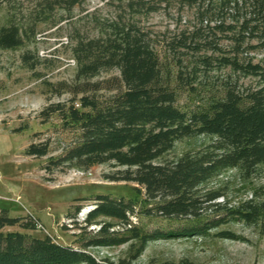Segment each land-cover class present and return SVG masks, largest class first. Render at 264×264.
<instances>
[{
	"label": "trees",
	"instance_id": "obj_1",
	"mask_svg": "<svg viewBox=\"0 0 264 264\" xmlns=\"http://www.w3.org/2000/svg\"><path fill=\"white\" fill-rule=\"evenodd\" d=\"M181 3L195 8V23L165 41L176 71L162 65L148 34L134 23L105 22L97 38L76 44L73 55L77 79L117 69L122 86L102 105L81 98V109L51 104L42 111L45 117L58 114L65 124L75 125L81 132L80 140L63 156L50 159L45 170L49 166L87 170L113 163L125 169L107 178L143 186L146 198L158 201L154 209L159 215L198 218L203 196H207L205 201L224 197L219 192L201 195L206 185L226 171L250 180L264 166V58L255 61L252 55L264 51V0H181ZM19 44L18 29L0 28V48L11 49ZM226 69L230 75L215 90L206 85L212 94L204 109L186 112L176 107L171 81L196 90L204 84L203 79H211L212 74ZM231 76L254 78L257 86L240 93L228 81ZM199 136L211 138L210 143L175 160L165 159L176 142ZM25 154L45 156L47 147L31 143ZM95 201L86 223L99 218L116 219L121 225L129 223L131 202L103 196ZM217 207L224 217L205 225L206 230L227 222L224 218L253 224L264 215V200L255 197L234 209L225 204ZM14 226L23 231L36 229L31 219L11 217L7 209L0 208V264H108L96 260L85 249L57 244L47 236L3 232L4 228ZM115 226L119 225L102 222L98 236L82 245L83 248L125 243L127 239L111 237L115 236L112 230ZM190 231H156L143 236L134 234L131 238L139 239L140 254L150 241L189 236ZM220 234L233 238L228 233ZM176 264L193 263L181 260Z\"/></svg>",
	"mask_w": 264,
	"mask_h": 264
},
{
	"label": "rangeland",
	"instance_id": "obj_2",
	"mask_svg": "<svg viewBox=\"0 0 264 264\" xmlns=\"http://www.w3.org/2000/svg\"><path fill=\"white\" fill-rule=\"evenodd\" d=\"M194 13L195 8L183 5L181 0H0V28L11 26L20 33L19 46L0 48V208L7 209L11 217H24L36 223L35 230L23 231L14 226L4 228L3 232L47 236L57 244L85 249L96 260L108 264H176L181 260L193 264H264V215L253 224L224 218L227 222L217 228H204L224 217L217 204L234 209L254 197L264 200V166L250 180L226 171L206 185L201 195L219 192L224 197L205 201L207 196H203L198 218L159 215L154 209L158 201L148 200L143 186L107 178L125 169L113 163L87 170L53 166L45 170L50 159L63 156L80 140L81 132L75 125L65 124L58 114L45 117L42 111L51 104L81 109V98L102 105L122 86L117 69L77 79L73 55L76 44L97 38L105 22L134 23L148 34L162 65L176 71L165 41L191 27L195 23ZM252 55L259 61L264 58V51ZM228 75L227 69L212 74L196 90L171 81L176 107L186 112L204 109L212 94L206 85L215 90ZM228 81L240 93L257 86L254 78L231 76ZM210 141L203 136L183 139L176 142L165 159L175 160ZM31 143L46 145L47 154L26 155ZM99 196L131 202L130 227L109 218L86 223L87 213L95 207V198ZM101 221L119 225L114 229L115 236L108 237L127 241L118 246L83 248L98 236ZM183 229H191V234L150 241L140 254L139 239L131 238L134 234L178 233ZM222 232L233 238L221 237Z\"/></svg>",
	"mask_w": 264,
	"mask_h": 264
},
{
	"label": "built area",
	"instance_id": "obj_3",
	"mask_svg": "<svg viewBox=\"0 0 264 264\" xmlns=\"http://www.w3.org/2000/svg\"><path fill=\"white\" fill-rule=\"evenodd\" d=\"M122 226H125V227H130V222L127 223L126 225H122ZM115 228H119V226H116V227H113L112 229L114 230ZM116 230V229H115Z\"/></svg>",
	"mask_w": 264,
	"mask_h": 264
}]
</instances>
